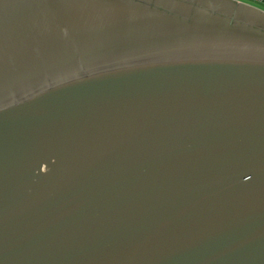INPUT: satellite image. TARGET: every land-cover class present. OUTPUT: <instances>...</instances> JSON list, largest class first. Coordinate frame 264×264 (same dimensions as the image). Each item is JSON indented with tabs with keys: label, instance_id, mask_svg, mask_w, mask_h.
I'll return each instance as SVG.
<instances>
[{
	"label": "water",
	"instance_id": "95a60500",
	"mask_svg": "<svg viewBox=\"0 0 264 264\" xmlns=\"http://www.w3.org/2000/svg\"><path fill=\"white\" fill-rule=\"evenodd\" d=\"M0 264H264V10L0 0Z\"/></svg>",
	"mask_w": 264,
	"mask_h": 264
},
{
	"label": "crops",
	"instance_id": "0c3cea01",
	"mask_svg": "<svg viewBox=\"0 0 264 264\" xmlns=\"http://www.w3.org/2000/svg\"><path fill=\"white\" fill-rule=\"evenodd\" d=\"M237 1L244 2V3H247V4H253V6H255V7H257V5H258L257 8H260L261 10H264V8H261V7L259 6V4H260L261 6H264V2L253 1V0H250V1H253L254 3H251V2H249V1L247 2V0H237Z\"/></svg>",
	"mask_w": 264,
	"mask_h": 264
},
{
	"label": "rangeland",
	"instance_id": "374dc122",
	"mask_svg": "<svg viewBox=\"0 0 264 264\" xmlns=\"http://www.w3.org/2000/svg\"><path fill=\"white\" fill-rule=\"evenodd\" d=\"M251 2V3H254L253 1H250V0H247V2ZM250 5H253V4H250ZM259 6L261 7V8H264V6H261L260 4H259ZM257 7H258V5H257Z\"/></svg>",
	"mask_w": 264,
	"mask_h": 264
},
{
	"label": "built area",
	"instance_id": "2783aa9c",
	"mask_svg": "<svg viewBox=\"0 0 264 264\" xmlns=\"http://www.w3.org/2000/svg\"><path fill=\"white\" fill-rule=\"evenodd\" d=\"M253 1H259V2H264V0H253Z\"/></svg>",
	"mask_w": 264,
	"mask_h": 264
}]
</instances>
